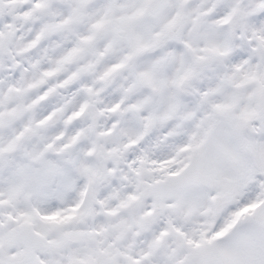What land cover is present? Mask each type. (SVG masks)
Here are the masks:
<instances>
[{
    "label": "snow or ice",
    "instance_id": "1",
    "mask_svg": "<svg viewBox=\"0 0 264 264\" xmlns=\"http://www.w3.org/2000/svg\"><path fill=\"white\" fill-rule=\"evenodd\" d=\"M0 264H264V0H0Z\"/></svg>",
    "mask_w": 264,
    "mask_h": 264
}]
</instances>
